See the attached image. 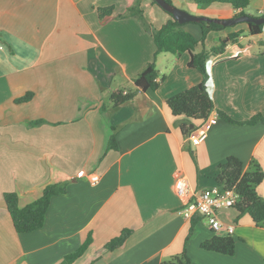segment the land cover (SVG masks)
Segmentation results:
<instances>
[{
	"label": "crops",
	"instance_id": "0c3cea01",
	"mask_svg": "<svg viewBox=\"0 0 264 264\" xmlns=\"http://www.w3.org/2000/svg\"><path fill=\"white\" fill-rule=\"evenodd\" d=\"M136 1L155 29L170 19L151 0H0V264H60L88 236L91 244L72 264H161L184 248L191 264H264V228L233 208L217 213L233 226L232 256L200 248L219 235L203 217L186 241L191 220L180 214L175 192L179 178L188 199L216 186V167L228 157L245 168L255 160L264 173V124L232 125L219 117L264 119V27L258 36L248 35L246 23L244 30L206 36L213 46L240 33L206 62L214 125L174 117L166 105L202 81L185 52L157 55L159 87L113 108L110 95L132 92L134 77L154 59L151 36L135 19L118 18ZM172 1L209 19L239 13L224 3L200 8ZM108 8L110 15L100 17ZM243 13L264 16V0H250ZM195 26L181 29L196 40ZM27 93L29 102H15ZM194 131L204 134L197 146L188 139ZM111 135L115 149H108ZM91 175L98 183L90 184ZM49 184L65 185L66 193L51 198L41 229L17 234L3 195L16 194L22 208ZM256 191L264 200V179ZM125 229L132 232L124 244L107 252L104 246Z\"/></svg>",
	"mask_w": 264,
	"mask_h": 264
},
{
	"label": "trees",
	"instance_id": "16d2710c",
	"mask_svg": "<svg viewBox=\"0 0 264 264\" xmlns=\"http://www.w3.org/2000/svg\"><path fill=\"white\" fill-rule=\"evenodd\" d=\"M172 4L171 0H164ZM193 4L200 8H205L213 3L229 4L233 9L239 11L236 17L244 15L243 11L248 7L250 0H190ZM152 4L156 3L151 0ZM157 6V5H156ZM159 7V6H157ZM160 8V7H159ZM161 9V8H160ZM162 10V9H161ZM111 8L99 10L100 17L110 15ZM163 11V10H162ZM164 12V11H163ZM166 13V12H165ZM169 16V20L160 28L155 29L149 24L140 9V2L136 1L128 8L127 13L118 16V18H133L142 29L151 36L155 53L152 62L147 64L133 79L134 90L132 92L123 93L118 91L112 93L109 97L113 108H118L123 104L131 101L135 94L145 93L147 90H156L160 83L164 80L163 76L159 77L156 70L155 58L161 53H188V67L195 69L202 76V81L192 86L166 101V105L174 117H184L187 122L200 121L206 122L214 110L212 99L207 91L206 82L208 75L206 71V62L210 56L220 55L229 43H234L240 33L228 34L221 36L219 44L210 50H205L203 47L206 36L211 32L224 34L225 27H222L214 22H199L192 23L199 26L201 30V39L198 42L189 33L184 32L173 17ZM235 17V18H236ZM248 35L258 36L261 34L263 25L247 24ZM200 43V51H196ZM32 94L27 93L23 97L15 100L16 103H27L31 100ZM219 117L228 124L232 125H248L252 126L258 122L264 124V119L260 116H255L248 121H236L223 112H219ZM42 121L34 122L31 125H40ZM192 130V129H191ZM116 143L114 135L110 136L108 149H115ZM190 155L192 151L186 148ZM264 179V173L255 160H251L247 166L235 158L228 157L224 163L216 167V185L222 190L230 189L238 195V202L233 207L238 213V217L248 215L256 228H264V200L257 194L256 188ZM66 193L65 185L49 184L42 191L40 198L33 203L19 207L18 197L14 193H5L3 200L6 210L11 218L13 228L17 234L32 233L41 229L45 222V215L49 208L51 198ZM201 216H194L190 221V226L186 241L190 239L195 232L197 224L201 221ZM131 230L125 229L120 234L111 239L104 249L107 252H112L121 247L131 234ZM90 236L86 238L83 244L73 253L65 256L60 264H72L76 259L80 258L91 244ZM200 248L205 251L215 252L226 256H232L235 250V241L232 236L217 235L200 244ZM161 264H191L189 257L186 254L185 248L183 251L175 255Z\"/></svg>",
	"mask_w": 264,
	"mask_h": 264
},
{
	"label": "built area",
	"instance_id": "2783aa9c",
	"mask_svg": "<svg viewBox=\"0 0 264 264\" xmlns=\"http://www.w3.org/2000/svg\"><path fill=\"white\" fill-rule=\"evenodd\" d=\"M208 124L214 125L216 120L209 118ZM192 145H199L203 139L204 134L191 132L188 136ZM84 175L83 172L79 173ZM99 177L97 175H91L89 182L91 185L98 183ZM175 192L179 200L183 203V207L180 210V214L185 220L190 221L194 216L198 215L205 218L211 230L219 235L231 236L233 233V226L224 225L217 217V213L220 210L233 208L238 202V195L230 189L222 190L217 185L198 193L192 199H188V185L183 178H179L175 182Z\"/></svg>",
	"mask_w": 264,
	"mask_h": 264
},
{
	"label": "water",
	"instance_id": "95a60500",
	"mask_svg": "<svg viewBox=\"0 0 264 264\" xmlns=\"http://www.w3.org/2000/svg\"><path fill=\"white\" fill-rule=\"evenodd\" d=\"M157 6H159L164 12L170 14L173 19L179 24L187 23H199V22H214L222 27H232L239 23L263 25L264 16L258 18H252L246 15H242L233 19L220 20V19H209L202 16H195L184 12L183 10L175 7L173 4H169L164 0H153Z\"/></svg>",
	"mask_w": 264,
	"mask_h": 264
},
{
	"label": "rangeland",
	"instance_id": "374dc122",
	"mask_svg": "<svg viewBox=\"0 0 264 264\" xmlns=\"http://www.w3.org/2000/svg\"><path fill=\"white\" fill-rule=\"evenodd\" d=\"M185 1H186V0H185ZM171 2H172V4L175 5V3H174L172 0H171ZM182 2L184 3V1H182ZM183 5H184V4H183ZM157 8H158V7H157ZM184 9H185V5L183 6V11L187 13V11H185ZM158 10H160V12H162L161 9L158 8ZM188 14H189V13H188ZM202 17H203V16H202ZM244 26H246L245 23H239V24H236V26H233V27H234V28H237L238 30H244ZM195 27H196V28H199V26H195ZM227 28H230V27H227ZM199 31H200V28H199ZM242 33H244V32H242ZM200 35H201V32H200ZM249 38H252V37L249 36ZM200 39H201V37L198 38V39H196V40L199 42ZM209 42H211L210 39H209ZM215 45H217V44H214L213 46H215ZM213 46H208V44L204 41L203 47H204L205 50H210V49L213 48ZM198 47L201 48L200 43L198 44ZM206 221H207V220H206Z\"/></svg>",
	"mask_w": 264,
	"mask_h": 264
}]
</instances>
